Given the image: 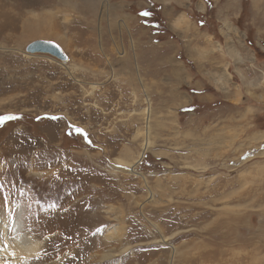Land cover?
<instances>
[{
  "label": "rangeland",
  "instance_id": "obj_1",
  "mask_svg": "<svg viewBox=\"0 0 264 264\" xmlns=\"http://www.w3.org/2000/svg\"><path fill=\"white\" fill-rule=\"evenodd\" d=\"M118 1L0 0V117H18L0 123V244L27 237L42 264H264V0L174 3L178 29L223 13L263 66L198 85L176 53L174 86L148 47L168 6ZM38 40L66 63L26 54Z\"/></svg>",
  "mask_w": 264,
  "mask_h": 264
},
{
  "label": "crops",
  "instance_id": "obj_2",
  "mask_svg": "<svg viewBox=\"0 0 264 264\" xmlns=\"http://www.w3.org/2000/svg\"><path fill=\"white\" fill-rule=\"evenodd\" d=\"M84 1L90 3L95 2L96 0ZM148 1L150 2L149 4L153 6H155V4L168 6V8L165 9L161 7V10L163 11L162 18L165 21L167 29L165 30L166 36L163 37L159 45L148 46L152 53L156 54L159 52L158 58H160L156 61L158 67H161L163 70L165 69L164 71H169L172 74V76L171 74L163 76V80H168V85L174 86L175 84L181 83V68L176 65L178 61L175 56L176 53L181 54L186 61H189L195 72L197 70L200 76L203 73L205 81H203L202 77L196 74L198 77H193L194 81L192 84H214L217 82L215 81V76H217L218 72H220L219 77L224 80L223 83H226L227 85H247L252 82L254 72L260 70L262 64L257 60L252 61L248 58L246 60L245 48L243 45L235 46L233 43V45L229 46L225 43V38L223 36L227 34L222 20V17H224L223 13H217L216 11L213 15H201L200 18L202 20H195L194 17L185 14L187 13L185 12L184 16L188 21L195 22L196 28L194 29V27H192L189 30L178 29L176 28V24L181 14H178L176 7H174V5H176L174 3H179L178 0ZM118 2L120 3V1ZM205 10H207L206 7ZM144 11L147 12L148 10L143 9L140 12ZM198 12H201V10ZM214 22H219L220 24L218 23L214 25ZM232 25H234V23H232ZM148 67H146L147 71ZM166 68H169V70ZM224 69L228 71L226 76ZM185 70H187V68H185ZM229 99L235 103L236 98H234L233 95H230ZM238 102L239 99L237 103Z\"/></svg>",
  "mask_w": 264,
  "mask_h": 264
},
{
  "label": "bare ground",
  "instance_id": "obj_3",
  "mask_svg": "<svg viewBox=\"0 0 264 264\" xmlns=\"http://www.w3.org/2000/svg\"><path fill=\"white\" fill-rule=\"evenodd\" d=\"M43 32L42 31L39 32V30H36L31 27V28H27L23 33L27 34L26 37L29 36L47 37V33L45 34ZM49 36L50 35H48V37ZM148 147H149V143L147 140H145L142 147L143 151H145ZM142 155H143L142 153L138 155V158L135 161V163L141 160ZM13 231L16 232L15 230ZM35 245L36 243L33 244V241H31L29 238L27 237L24 238V236L15 235L14 239L5 241L2 244H0V264H38V263L42 264L41 262L47 260L48 256H43V255L32 256L29 253V249ZM112 256H114V254L107 253L102 255L101 259L106 260Z\"/></svg>",
  "mask_w": 264,
  "mask_h": 264
},
{
  "label": "water",
  "instance_id": "obj_4",
  "mask_svg": "<svg viewBox=\"0 0 264 264\" xmlns=\"http://www.w3.org/2000/svg\"><path fill=\"white\" fill-rule=\"evenodd\" d=\"M26 54L34 55V54H45L51 57L56 58L62 63H66L67 57L64 55L62 50L53 42L49 41H34L26 46L25 48Z\"/></svg>",
  "mask_w": 264,
  "mask_h": 264
},
{
  "label": "snow or ice",
  "instance_id": "obj_5",
  "mask_svg": "<svg viewBox=\"0 0 264 264\" xmlns=\"http://www.w3.org/2000/svg\"><path fill=\"white\" fill-rule=\"evenodd\" d=\"M141 15H147V13H141ZM18 119V117H0V123L6 122L9 120ZM52 119H58L57 117H52ZM81 130L76 129V132L79 133Z\"/></svg>",
  "mask_w": 264,
  "mask_h": 264
}]
</instances>
